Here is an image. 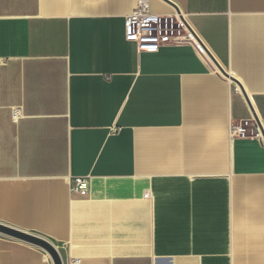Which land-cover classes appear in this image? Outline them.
I'll list each match as a JSON object with an SVG mask.
<instances>
[{"label":"crops","instance_id":"obj_1","mask_svg":"<svg viewBox=\"0 0 264 264\" xmlns=\"http://www.w3.org/2000/svg\"><path fill=\"white\" fill-rule=\"evenodd\" d=\"M137 3L0 0V225L64 264H264V138L230 135H264V0H150L189 28L156 52ZM0 264L54 262L0 230Z\"/></svg>","mask_w":264,"mask_h":264},{"label":"built area","instance_id":"obj_2","mask_svg":"<svg viewBox=\"0 0 264 264\" xmlns=\"http://www.w3.org/2000/svg\"><path fill=\"white\" fill-rule=\"evenodd\" d=\"M183 31L189 33V28L181 15L153 13L150 10V0H138L136 8L126 18V38L129 41L136 42L140 52H156L166 44L182 42L185 40L182 35ZM195 43H197L200 51L207 55L199 42L195 40ZM20 113V110H15V118H18ZM252 122H254L253 128L250 127L249 120L239 124H231V137H257L263 139V132L255 117L252 118ZM72 183V188L76 192L82 195L88 193L89 179L87 177L77 176ZM79 261V259L74 260V262Z\"/></svg>","mask_w":264,"mask_h":264},{"label":"water","instance_id":"obj_3","mask_svg":"<svg viewBox=\"0 0 264 264\" xmlns=\"http://www.w3.org/2000/svg\"><path fill=\"white\" fill-rule=\"evenodd\" d=\"M221 70L226 76H229V74L225 70H223V69H221ZM232 79H234V78H232ZM254 117H255L256 121L259 122L257 116H254ZM0 230L11 233V234H13V235H15L21 239L27 240V241L35 244V245L42 247L50 255L54 264H64L62 256H61L58 248H55L48 241H46L42 238L30 235V234L23 233L21 231L6 228V227L1 226V225H0Z\"/></svg>","mask_w":264,"mask_h":264},{"label":"bare ground","instance_id":"obj_4","mask_svg":"<svg viewBox=\"0 0 264 264\" xmlns=\"http://www.w3.org/2000/svg\"><path fill=\"white\" fill-rule=\"evenodd\" d=\"M193 37H194V35H193Z\"/></svg>","mask_w":264,"mask_h":264}]
</instances>
